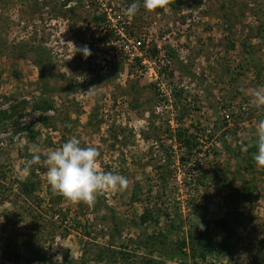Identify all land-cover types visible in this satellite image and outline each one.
I'll return each mask as SVG.
<instances>
[{
	"label": "rangeland",
	"instance_id": "374dc122",
	"mask_svg": "<svg viewBox=\"0 0 264 264\" xmlns=\"http://www.w3.org/2000/svg\"><path fill=\"white\" fill-rule=\"evenodd\" d=\"M139 2L0 0V264H264V0ZM72 136L127 190L88 207L43 166L19 179Z\"/></svg>",
	"mask_w": 264,
	"mask_h": 264
},
{
	"label": "clouds",
	"instance_id": "9594fccd",
	"mask_svg": "<svg viewBox=\"0 0 264 264\" xmlns=\"http://www.w3.org/2000/svg\"><path fill=\"white\" fill-rule=\"evenodd\" d=\"M175 0H142L143 8L148 12L157 9H168ZM139 0H133L126 9L125 15L134 17L139 8ZM72 44V43H71ZM73 45V44H72ZM81 52L85 58L91 55V50L85 45H73L72 58ZM251 105L264 110V89L253 90L249 93ZM257 152L253 160L259 168H264V119L258 121L256 127ZM31 158L22 160L17 167L19 179L26 180L33 169L39 165L47 169L46 182L51 190L72 205L84 204L94 207L100 195L105 193L124 192L129 186L128 178L113 172H106L100 168L98 159L100 152L95 146H81V141L72 136L60 147L45 152L44 159L37 145H32ZM203 230V225H201Z\"/></svg>",
	"mask_w": 264,
	"mask_h": 264
},
{
	"label": "trees",
	"instance_id": "16d2710c",
	"mask_svg": "<svg viewBox=\"0 0 264 264\" xmlns=\"http://www.w3.org/2000/svg\"><path fill=\"white\" fill-rule=\"evenodd\" d=\"M40 77H43V72H40ZM184 143L187 144L188 141L185 140ZM200 238L201 240L198 242V244L203 248L201 252L209 254L213 253L215 250L212 247V241H210V239L208 238V233L200 232ZM222 243H224V241ZM217 251H221V248H219Z\"/></svg>",
	"mask_w": 264,
	"mask_h": 264
}]
</instances>
